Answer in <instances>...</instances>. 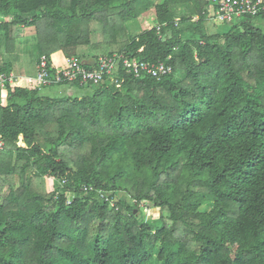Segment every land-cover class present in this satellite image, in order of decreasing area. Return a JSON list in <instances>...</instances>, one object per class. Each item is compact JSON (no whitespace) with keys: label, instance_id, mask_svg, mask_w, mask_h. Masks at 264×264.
Masks as SVG:
<instances>
[{"label":"trees","instance_id":"obj_1","mask_svg":"<svg viewBox=\"0 0 264 264\" xmlns=\"http://www.w3.org/2000/svg\"><path fill=\"white\" fill-rule=\"evenodd\" d=\"M182 4L193 13L177 16ZM208 7L0 0L5 51L31 27L50 71L114 53L171 67L120 70L119 87L60 84L81 96L24 77L0 88V264H264V12L209 34ZM147 12L153 23L128 33ZM141 204L158 216L141 220Z\"/></svg>","mask_w":264,"mask_h":264},{"label":"built area","instance_id":"obj_2","mask_svg":"<svg viewBox=\"0 0 264 264\" xmlns=\"http://www.w3.org/2000/svg\"><path fill=\"white\" fill-rule=\"evenodd\" d=\"M209 7L203 10L206 20H218L220 22L231 24L245 15H258L264 12V0H207ZM199 17L194 15L192 21L198 20ZM179 21L175 19V25ZM86 66L83 62L78 61L74 57L65 59V66L57 67L54 71H50L48 61L44 55H40L36 62V71L33 75L22 76L29 82L36 84V89L42 91L46 87L67 84V82L76 81L79 85H87L89 83H99L109 80L111 83L119 87L121 79L119 71L123 70L127 74L136 78L150 76L161 78L171 72V67L164 61L149 62L136 58L122 57L120 54H112L102 56L98 60ZM21 76L12 73L0 72V88H4L7 83L17 81ZM19 143V142H18ZM22 144V143H19ZM4 142L0 139V150L3 148ZM93 186H83V192L92 191ZM99 198L109 203L110 206H116V199L112 197V191L96 190Z\"/></svg>","mask_w":264,"mask_h":264},{"label":"rangeland","instance_id":"obj_3","mask_svg":"<svg viewBox=\"0 0 264 264\" xmlns=\"http://www.w3.org/2000/svg\"><path fill=\"white\" fill-rule=\"evenodd\" d=\"M155 1L157 2L161 0H155ZM175 13L177 16H181L184 14L191 15L193 13V6L191 4H187V5L182 4L178 6L177 8H175ZM153 18H154L153 14L147 12L146 14L141 15L137 20L127 23L128 33H130L131 35L138 34L140 31L147 28V26L153 23ZM257 23L259 26L264 27V20L258 19ZM204 27L207 33L213 34L215 32L226 29L228 27V24L220 22L218 20H214V21L209 20L207 21ZM0 34L3 37L2 42H4L3 32L0 31ZM30 71L35 72L34 67H31ZM88 91L90 90H79V89L77 90L75 87H71L68 85L55 86L47 90L48 94L52 97H57V96H62V95L81 96ZM18 142L22 143L21 137L19 138ZM135 211L138 213L141 220H148V219L156 218L158 216V211L155 208L147 207L146 205H143V204L137 206Z\"/></svg>","mask_w":264,"mask_h":264},{"label":"crops","instance_id":"obj_4","mask_svg":"<svg viewBox=\"0 0 264 264\" xmlns=\"http://www.w3.org/2000/svg\"><path fill=\"white\" fill-rule=\"evenodd\" d=\"M2 35L0 34V54L2 55L3 61L6 63V66L9 68V73L18 76L33 75L30 71L31 67H34L36 71V62L40 56L39 49L35 46V36L31 27H24L22 30L21 37L16 39L14 51L7 53L4 48V42H2ZM58 86V85H56ZM65 86V85H59ZM50 86L44 88L42 91L50 89ZM76 88V87H75ZM78 90V88H76Z\"/></svg>","mask_w":264,"mask_h":264}]
</instances>
